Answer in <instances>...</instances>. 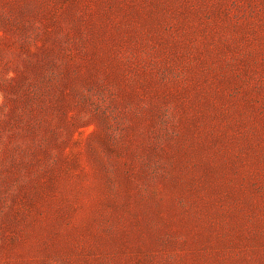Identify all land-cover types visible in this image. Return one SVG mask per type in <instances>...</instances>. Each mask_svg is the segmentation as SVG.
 <instances>
[{
	"label": "rangeland",
	"instance_id": "obj_1",
	"mask_svg": "<svg viewBox=\"0 0 264 264\" xmlns=\"http://www.w3.org/2000/svg\"><path fill=\"white\" fill-rule=\"evenodd\" d=\"M0 163V264H264V0H0Z\"/></svg>",
	"mask_w": 264,
	"mask_h": 264
},
{
	"label": "trees",
	"instance_id": "obj_2",
	"mask_svg": "<svg viewBox=\"0 0 264 264\" xmlns=\"http://www.w3.org/2000/svg\"><path fill=\"white\" fill-rule=\"evenodd\" d=\"M13 150V149H12ZM10 153H12V156H13V154H16L17 155V157H21L23 154H27V152H24V151H21L20 149H18V150H13V151H11ZM10 156V160H11V155H8L7 157H9ZM12 161V160H11ZM14 162V161H13ZM2 164L3 163H0V167H2ZM2 181L3 180H0V184L2 183ZM2 184L0 185V188H2Z\"/></svg>",
	"mask_w": 264,
	"mask_h": 264
}]
</instances>
